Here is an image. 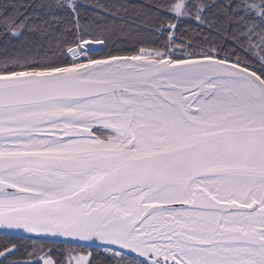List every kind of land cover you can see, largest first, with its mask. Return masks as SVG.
<instances>
[{"label":"snow or ice","instance_id":"1","mask_svg":"<svg viewBox=\"0 0 264 264\" xmlns=\"http://www.w3.org/2000/svg\"><path fill=\"white\" fill-rule=\"evenodd\" d=\"M0 264H264V0H0Z\"/></svg>","mask_w":264,"mask_h":264},{"label":"trees","instance_id":"2","mask_svg":"<svg viewBox=\"0 0 264 264\" xmlns=\"http://www.w3.org/2000/svg\"><path fill=\"white\" fill-rule=\"evenodd\" d=\"M20 2L27 3V2H29V0H20ZM102 2H103V0H102ZM119 2L129 3V4H138V3L142 2V0H119Z\"/></svg>","mask_w":264,"mask_h":264}]
</instances>
